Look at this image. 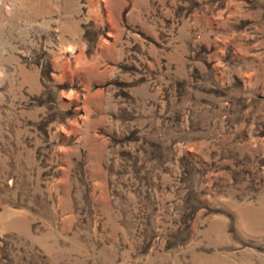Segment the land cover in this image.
Listing matches in <instances>:
<instances>
[{"label":"rangeland","instance_id":"obj_1","mask_svg":"<svg viewBox=\"0 0 264 264\" xmlns=\"http://www.w3.org/2000/svg\"><path fill=\"white\" fill-rule=\"evenodd\" d=\"M0 264H264V0H0Z\"/></svg>","mask_w":264,"mask_h":264},{"label":"clouds","instance_id":"obj_2","mask_svg":"<svg viewBox=\"0 0 264 264\" xmlns=\"http://www.w3.org/2000/svg\"><path fill=\"white\" fill-rule=\"evenodd\" d=\"M3 76H4V73L2 70H0V78H3Z\"/></svg>","mask_w":264,"mask_h":264}]
</instances>
